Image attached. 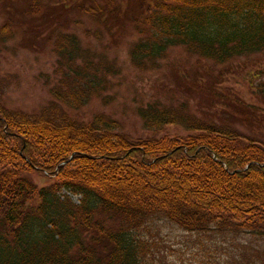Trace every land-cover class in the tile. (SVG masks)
<instances>
[{
  "label": "trees",
  "instance_id": "1",
  "mask_svg": "<svg viewBox=\"0 0 264 264\" xmlns=\"http://www.w3.org/2000/svg\"><path fill=\"white\" fill-rule=\"evenodd\" d=\"M27 2L26 12L38 16L42 0ZM68 2L103 22L132 5L130 57L141 71L159 68L174 50L215 67L264 52V0L56 6ZM55 30L49 103L34 114L11 110L0 92V264H170L152 245L158 221L198 235L210 256L200 264H264V138L240 129L260 125L258 108L238 99L199 116L188 101L155 100L137 111L151 133L140 138L107 115L71 117L68 110L104 98L121 69ZM87 36L102 39L100 31ZM174 127L185 135L167 131ZM220 238L223 245L213 242ZM230 238L238 245H225Z\"/></svg>",
  "mask_w": 264,
  "mask_h": 264
},
{
  "label": "rangeland",
  "instance_id": "2",
  "mask_svg": "<svg viewBox=\"0 0 264 264\" xmlns=\"http://www.w3.org/2000/svg\"><path fill=\"white\" fill-rule=\"evenodd\" d=\"M70 2L56 6V0H42V10L34 17L26 12L27 0H0V30L13 21L11 34L0 37V92L8 109L34 114L49 103L47 79L48 75L51 79L56 62L52 29H62L77 35L85 47L106 55L121 69V74L113 80V89L104 98L81 110H68L71 117L90 122L97 115H107L120 123L122 132L140 138L151 133L144 130L137 111L155 100L167 104L188 101L193 112L205 116L220 111L222 102L239 99L258 108L261 122L252 129L240 126L241 131L264 138V92L260 90L264 91V52L215 67L174 50L159 68L141 71L130 57L132 43L137 39L132 32V5L126 14L103 22V16L86 17L73 9ZM87 31H100L101 41L94 36L88 38ZM167 131L185 135L182 128ZM33 178L40 184L49 182L37 175ZM73 198L78 202V196ZM156 223L155 232L159 229L160 234L154 237L152 245H161V253L170 264H200L210 260L198 235H190L168 222ZM204 241L213 245L207 238ZM219 241L223 245L221 238L213 242ZM232 242L230 238L225 245H238Z\"/></svg>",
  "mask_w": 264,
  "mask_h": 264
}]
</instances>
